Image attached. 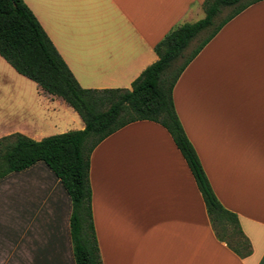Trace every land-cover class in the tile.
Returning a JSON list of instances; mask_svg holds the SVG:
<instances>
[{
  "label": "crops",
  "instance_id": "obj_1",
  "mask_svg": "<svg viewBox=\"0 0 264 264\" xmlns=\"http://www.w3.org/2000/svg\"><path fill=\"white\" fill-rule=\"evenodd\" d=\"M43 1L65 2L67 17L84 20L88 41L65 54L53 43L85 88H131L174 27L205 16V0ZM173 98L216 196L238 216L252 250L240 256L219 239L171 133L139 120L91 155L103 264H264V0L223 26L183 71ZM72 213L70 194L45 162L1 178L0 264H77Z\"/></svg>",
  "mask_w": 264,
  "mask_h": 264
},
{
  "label": "trees",
  "instance_id": "obj_2",
  "mask_svg": "<svg viewBox=\"0 0 264 264\" xmlns=\"http://www.w3.org/2000/svg\"><path fill=\"white\" fill-rule=\"evenodd\" d=\"M258 1L205 0V16L174 27L156 45L158 59L143 70L131 88L98 89L81 86L24 0H0V56L45 93L63 99L85 124L83 129L40 140L21 132L0 137V179L41 161L55 172L73 202L71 232L77 264H103L93 219L91 155L105 138L139 120L167 128L197 181L219 239L240 256L251 252L238 216L222 205L212 188L179 119L173 91L186 67L223 26ZM225 8H231L230 12L218 20Z\"/></svg>",
  "mask_w": 264,
  "mask_h": 264
},
{
  "label": "rangeland",
  "instance_id": "obj_3",
  "mask_svg": "<svg viewBox=\"0 0 264 264\" xmlns=\"http://www.w3.org/2000/svg\"><path fill=\"white\" fill-rule=\"evenodd\" d=\"M24 1L41 19L53 42L64 54L73 45L88 41V36L83 33L84 20L67 17L65 2L53 4L43 0ZM230 10L225 8L218 20ZM201 37L203 35L193 43L189 51ZM81 121L79 114L66 102L45 93L36 82L17 72L0 56V137L21 132L40 140L46 136L78 130Z\"/></svg>",
  "mask_w": 264,
  "mask_h": 264
}]
</instances>
